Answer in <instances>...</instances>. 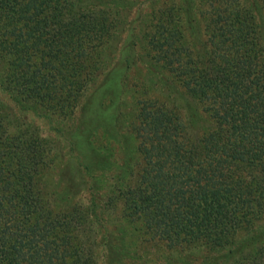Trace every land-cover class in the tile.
I'll return each mask as SVG.
<instances>
[{
    "label": "trees",
    "instance_id": "trees-1",
    "mask_svg": "<svg viewBox=\"0 0 264 264\" xmlns=\"http://www.w3.org/2000/svg\"><path fill=\"white\" fill-rule=\"evenodd\" d=\"M113 1L0 0V16H5L7 25L8 38L4 41L13 46L17 54L7 62L28 70L32 53L27 54L20 47L24 48L31 41L34 42L30 44L38 48L45 44V49L52 50L65 66L60 86L70 91L76 79L80 80L83 75V63L64 60L65 53L58 50L73 44L74 39H90L87 37L97 29L102 34L109 32V24L100 18L104 11L99 6L109 7ZM19 3L21 5L16 7ZM186 3L190 15L188 23L196 24L193 2L187 0ZM261 7L258 0H243L235 10L224 14V19L232 21V30L222 32L217 39L206 38L200 47L195 39L192 51L196 54L185 63L193 67V72L169 74L171 65L162 59L160 68L169 75L165 82L174 89L173 107L184 109L187 114V123L175 120L172 126V120L168 122V129L176 132L175 137L180 139V142L173 140V167L160 174L155 172L160 166L150 168L142 175L139 185L121 187L120 194L109 196L106 203H94L91 211L77 208L72 212L76 216H68L66 220V217L51 216L44 209L32 185L33 162L41 158L40 140L34 136V129L30 135L25 130L11 136L9 123L6 124L9 117L0 110V156L6 159L7 155L10 161L15 159L17 168L22 171L18 177H13L12 173V180L19 193H27V218H34L30 220L39 227L41 240L59 231L65 235L60 244L55 245L56 250L47 264H99L98 244L104 227L99 214H95L96 207L113 219L111 224L122 221L128 226L124 236L126 250L150 240H164L168 245L185 248L184 243L203 239L207 252L216 253L221 260L227 259L220 263L218 258L214 259L213 264H264V23ZM22 20L27 23V35L17 37L12 34L10 24L16 25ZM213 33L207 30L206 36ZM2 40L0 38V42ZM112 49L113 46L107 48V56ZM36 51L42 53L44 49ZM82 55L84 51L74 56L79 59ZM22 71L6 74L1 79V87H9L13 94L25 100L38 92L46 98L56 91L44 85L51 73ZM217 105L219 107H215ZM117 198H121L122 211H117ZM241 231L245 234H237ZM70 243L74 248H70ZM50 244L51 240L46 241L39 250L44 252ZM62 245L64 250L60 251ZM13 246H0V264H17L18 251ZM114 253L111 251V255Z\"/></svg>",
    "mask_w": 264,
    "mask_h": 264
},
{
    "label": "rangeland",
    "instance_id": "rangeland-1",
    "mask_svg": "<svg viewBox=\"0 0 264 264\" xmlns=\"http://www.w3.org/2000/svg\"><path fill=\"white\" fill-rule=\"evenodd\" d=\"M186 1L114 0L109 7L99 6L104 11L100 18L109 24V32L102 34L97 29L95 33L100 34L96 38H92L95 33L86 35L91 38L74 39L73 44L58 50L65 53L64 60L83 63V75L80 80L76 79L70 91L60 86L65 66L52 50L45 49V44L39 48L33 46L32 41L25 49L20 47L25 53H32L28 70L51 73L44 85L56 91L46 98L38 92L25 100L13 94L9 87L4 89L0 85V110L9 117L6 124L9 123L11 136L25 130L30 135L34 129V136L40 140L41 158L32 161L33 192L51 216L67 220L77 208L91 211L94 203H106L109 196L120 194L121 187L139 185L142 175L150 168L160 166L161 169L155 170L158 174L171 171L175 156L173 144L180 139L175 137L176 132L168 129V122L172 120V126L175 120L187 123V114L184 109L173 107L174 89L165 79L173 71L193 72V67L185 63L196 54L192 51L194 40H198L200 47L206 38L217 39L222 32L232 30V21L224 19V14L235 10L243 0H188L193 2L192 10L197 13L196 24L188 23ZM258 1L262 4L260 12L264 23V0ZM4 17L0 16V38L3 39L0 42V84L8 73L28 71L27 67L15 68L7 62L17 54L13 46L4 41L8 38ZM12 25V34L27 35L26 21ZM207 30H213V35L206 36ZM110 46H113L112 53L107 56ZM42 48V53L36 51ZM83 51L79 59L74 56ZM162 59L171 65L168 73L160 68ZM196 81L200 84L198 77ZM21 123L23 125L18 126ZM17 165L15 159L10 161L7 155L6 159L0 156V246L14 243L18 251L17 264H47L56 250L55 245L60 244L65 235L59 231L41 240L39 227L30 220L34 218H27V193H19L12 180V173L13 177H18L22 172ZM119 199L116 200L117 211H122ZM95 214H99L104 227L98 244L99 264H213L217 258L219 263L227 260L222 261L216 253L207 252L203 239L184 243L185 248L168 245L164 240H150L126 250L124 236L128 226L122 221L111 224L113 219L100 208H95ZM49 240L52 244L41 252L39 248ZM70 246L74 248L73 243ZM61 250H64L63 245ZM117 253L120 256H116Z\"/></svg>",
    "mask_w": 264,
    "mask_h": 264
}]
</instances>
